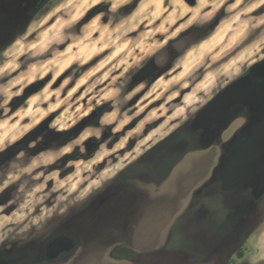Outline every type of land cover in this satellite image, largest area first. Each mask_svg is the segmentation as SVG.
Returning <instances> with one entry per match:
<instances>
[{
	"label": "rangeland",
	"instance_id": "obj_1",
	"mask_svg": "<svg viewBox=\"0 0 264 264\" xmlns=\"http://www.w3.org/2000/svg\"><path fill=\"white\" fill-rule=\"evenodd\" d=\"M150 1L122 0L97 22L105 5L95 0H37L0 47V86L20 93L0 107V143L14 140L0 153V183L18 152L26 165L112 115L117 106L98 101L114 84L131 93L100 138L35 168L39 180L25 177L29 188L44 185L30 206L21 181L3 189L0 264H252L264 253V163L248 162L250 149L232 163L217 156L246 109L223 95L209 103L243 72H264V25L245 20L264 15V0H242L240 12L229 11L237 0ZM182 107L195 117L173 115ZM60 196L74 200L66 214L16 235Z\"/></svg>",
	"mask_w": 264,
	"mask_h": 264
},
{
	"label": "clouds",
	"instance_id": "obj_2",
	"mask_svg": "<svg viewBox=\"0 0 264 264\" xmlns=\"http://www.w3.org/2000/svg\"><path fill=\"white\" fill-rule=\"evenodd\" d=\"M98 4L105 5L104 11H102L99 15L96 16V21L99 22L102 18L107 17H114L117 13L120 12L122 8V0H95ZM242 0H237L235 4L229 5V11H231L233 8L237 9L238 12L241 11V8L239 7ZM258 7L257 4H251L245 5L243 8L244 12H251L252 9ZM245 20L249 24L250 27H258L261 25H264V15H261L258 18L253 17H245ZM65 36L64 39L71 40L74 38V33L71 30V24L68 23L65 25ZM175 35V34H174ZM241 69H237V72L239 73ZM15 83H20V81H16ZM23 87V85H22ZM22 90V88H21ZM19 92H14L11 90V86H0V107L7 106L9 102L11 101L12 97L15 95H19ZM131 98V93H124L123 92V86L119 84H114L112 86V92L108 93L107 95L103 96L102 99H100L99 103L104 102H111L113 105L117 106L116 111L112 113L110 116H102L98 122L97 126L89 125L80 136L73 138L66 147H64L62 150L57 151L55 153H51L48 151L42 152L37 154L36 157H34L30 163L26 165L19 164V160H21L25 153L23 151L18 152L16 154V157H14L12 160L8 162V168L9 171L7 172L8 179H5L3 183H0V193H2L3 189L8 187V185L14 181H21L20 184L17 187V193L21 195V198L24 196L28 197V204L25 205V207H28L31 205L32 200L34 198H38L36 194L44 187L43 184H40L38 187L29 188V179H26L25 177L30 176V174L33 172V170L39 166H45L50 163H54L56 159H58L63 153L68 152L72 150L73 147L80 146L82 144V141L88 137L94 136L96 138H100L103 135L104 127L112 124L114 122V119L117 115V112L119 111L118 105L120 100L122 99L125 103ZM201 103H204V101H201ZM196 107L191 108H179L177 109L173 115L181 117L183 120H187L189 118L188 115H186V112L191 113L192 118L195 117V114L197 112ZM87 115V112L84 113H78L77 114V120L82 116ZM132 117L127 116V114L124 115L125 122L127 120H130ZM77 121L74 120L72 123L68 124H58V123H52L49 125L50 129H53L57 132L65 131L73 126L74 123ZM11 143H14V140L7 143H0V153L6 151L10 146ZM84 149L81 147V151ZM135 159V156H133L131 159L127 160V163L131 164L132 161ZM13 165L15 167L13 168ZM40 175H43V173H40L36 176H30V179L32 181L39 180ZM55 175V173H53ZM116 173H112L110 177H108L109 180H111ZM24 178V179H22ZM102 187V185H101ZM83 195V193H81ZM74 200H69L66 196H60L59 200L54 203L51 207L46 208L43 213H41L38 216L29 217L17 230L16 235L22 236L23 233L26 230H29L32 227H43L47 222L52 219L55 215H64L66 214L70 207L73 205ZM6 220L12 219V217H6ZM15 239L16 237H12ZM9 239L8 232H4L3 234H0V245H3L6 240ZM252 264H259L260 261H264V253H262L259 256H254L251 258Z\"/></svg>",
	"mask_w": 264,
	"mask_h": 264
},
{
	"label": "flooded vegetation",
	"instance_id": "obj_3",
	"mask_svg": "<svg viewBox=\"0 0 264 264\" xmlns=\"http://www.w3.org/2000/svg\"><path fill=\"white\" fill-rule=\"evenodd\" d=\"M40 6L37 0H0V47L15 34L14 31L23 18L20 14L37 13ZM222 95L229 98L227 102L238 103L240 109H246V115L242 130L239 129L241 134L234 133L227 142V148L224 149L221 144L217 156L225 154L229 162L240 149H250L253 153H249L246 160L259 165L264 163V72H243L240 77L231 81L225 90L219 91L209 103ZM208 133L216 137L221 135V132L217 131L213 134L212 129ZM230 162L232 163V160Z\"/></svg>",
	"mask_w": 264,
	"mask_h": 264
},
{
	"label": "crops",
	"instance_id": "obj_4",
	"mask_svg": "<svg viewBox=\"0 0 264 264\" xmlns=\"http://www.w3.org/2000/svg\"><path fill=\"white\" fill-rule=\"evenodd\" d=\"M158 1H160V3L162 2V0H152V1H150L149 3V5H151V3H158ZM160 6H161V4H160ZM150 7V6H149ZM152 10V9H151Z\"/></svg>",
	"mask_w": 264,
	"mask_h": 264
}]
</instances>
